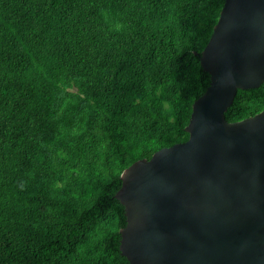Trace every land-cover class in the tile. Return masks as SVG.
<instances>
[{
  "label": "trees",
  "instance_id": "trees-1",
  "mask_svg": "<svg viewBox=\"0 0 264 264\" xmlns=\"http://www.w3.org/2000/svg\"><path fill=\"white\" fill-rule=\"evenodd\" d=\"M224 0H0V264H129L121 174L187 140ZM264 108L238 89L227 122Z\"/></svg>",
  "mask_w": 264,
  "mask_h": 264
},
{
  "label": "water",
  "instance_id": "water-1",
  "mask_svg": "<svg viewBox=\"0 0 264 264\" xmlns=\"http://www.w3.org/2000/svg\"><path fill=\"white\" fill-rule=\"evenodd\" d=\"M198 56L210 82L187 140L131 164L114 195L129 264H264V108L225 119L238 89L264 82V0H224Z\"/></svg>",
  "mask_w": 264,
  "mask_h": 264
}]
</instances>
